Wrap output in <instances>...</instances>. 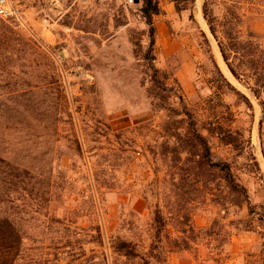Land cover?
Here are the masks:
<instances>
[{
    "label": "rangeland",
    "instance_id": "rangeland-1",
    "mask_svg": "<svg viewBox=\"0 0 264 264\" xmlns=\"http://www.w3.org/2000/svg\"><path fill=\"white\" fill-rule=\"evenodd\" d=\"M154 1L153 45L140 0H18L19 20H0L20 42L0 48V149L48 200L16 202L15 264H139L114 252L117 239L161 246L167 264H264L262 111L218 47L264 37V0ZM214 112L250 139L239 152L208 136L212 159L246 189L238 201L198 190L194 157L174 158L175 134Z\"/></svg>",
    "mask_w": 264,
    "mask_h": 264
},
{
    "label": "trees",
    "instance_id": "trees-1",
    "mask_svg": "<svg viewBox=\"0 0 264 264\" xmlns=\"http://www.w3.org/2000/svg\"><path fill=\"white\" fill-rule=\"evenodd\" d=\"M140 1V12L149 27L150 44L153 45L155 31L152 18L159 12L158 3L154 0ZM174 3L176 10H180L177 0H174ZM203 12L205 15V9ZM209 28L212 35L217 38L216 31L211 23H209ZM230 39L228 43L222 40L218 41L219 51L231 75L259 100L262 111V117L259 121L260 131L264 123V37L250 33L243 42ZM19 44L17 33L12 28L1 25L0 48L5 49L10 45L15 47ZM214 66L221 79L234 90V87L223 77L215 63ZM156 75L157 69H153L152 80L154 82H157ZM153 91L150 94L152 93L151 95L155 96ZM237 94L240 93L237 91ZM241 97L245 99L247 106L251 108L248 98L243 94H241ZM219 102L221 106H224V103H221L222 101ZM202 116L196 114V130L191 128L190 132L183 136L185 139L180 134H175L177 141L174 142L173 147L176 150L178 146L181 150L180 153L175 155V160L181 161L183 152L185 154L184 160L189 155L194 157L193 161L187 160L190 162V166L186 171H188L187 174L190 180L195 181L196 179L198 190L210 192L213 189L224 188L237 201L238 198H247L245 187L236 180L232 173V166L227 161L212 159L208 136L217 138L221 144L230 146L231 149L239 152L250 146V139H245L238 130H232L231 124L225 123L226 117L223 116L222 112H214L212 115L206 116L205 119H201ZM190 124L194 126V123L191 122ZM203 131L206 133L204 134ZM247 157L252 160L250 172L262 180V172L255 157L252 153L248 154ZM37 179L38 176L32 173L31 168L23 167L21 164L11 161L0 149V264H15L16 262L18 254L16 250L20 238L18 222L23 216L22 209L16 202L23 198L22 194L29 199L41 196L43 200L48 201L46 198L44 199L45 192H41V186L37 184ZM156 208L153 221L158 225L162 222V215L160 207L157 205ZM157 235H159L158 231L156 233L158 238ZM112 248L114 252L127 259L128 262L167 264L165 252L161 246L151 244L146 247L134 244L126 239H117ZM155 249L158 250L156 253L153 252Z\"/></svg>",
    "mask_w": 264,
    "mask_h": 264
},
{
    "label": "built area",
    "instance_id": "built-area-1",
    "mask_svg": "<svg viewBox=\"0 0 264 264\" xmlns=\"http://www.w3.org/2000/svg\"><path fill=\"white\" fill-rule=\"evenodd\" d=\"M18 0H0V20L14 21L19 20V12L16 9Z\"/></svg>",
    "mask_w": 264,
    "mask_h": 264
},
{
    "label": "water",
    "instance_id": "water-1",
    "mask_svg": "<svg viewBox=\"0 0 264 264\" xmlns=\"http://www.w3.org/2000/svg\"><path fill=\"white\" fill-rule=\"evenodd\" d=\"M136 2H138V0H136Z\"/></svg>",
    "mask_w": 264,
    "mask_h": 264
},
{
    "label": "bare ground",
    "instance_id": "bare-ground-1",
    "mask_svg": "<svg viewBox=\"0 0 264 264\" xmlns=\"http://www.w3.org/2000/svg\"><path fill=\"white\" fill-rule=\"evenodd\" d=\"M227 70V69H226Z\"/></svg>",
    "mask_w": 264,
    "mask_h": 264
}]
</instances>
